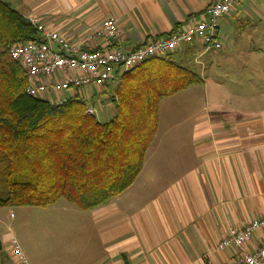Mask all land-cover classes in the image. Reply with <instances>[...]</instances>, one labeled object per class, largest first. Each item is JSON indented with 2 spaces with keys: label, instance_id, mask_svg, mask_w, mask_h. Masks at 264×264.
Returning <instances> with one entry per match:
<instances>
[{
  "label": "crops",
  "instance_id": "1",
  "mask_svg": "<svg viewBox=\"0 0 264 264\" xmlns=\"http://www.w3.org/2000/svg\"><path fill=\"white\" fill-rule=\"evenodd\" d=\"M3 1L82 50L103 47L104 39L95 34L103 20L112 18L121 33L120 48L133 51L180 28L187 18H199L218 0ZM237 4L217 20V39H229ZM207 52L195 40L175 58L185 66L191 58L199 64ZM91 87L103 93L104 86ZM89 89L76 95L84 99ZM67 93L58 97L75 95ZM229 98H222V107L206 102L188 128L169 127L175 142L153 148V140L134 182L103 206L77 212L60 200L35 207L47 214L64 212L67 221L48 225V250L38 246L44 255L27 264H231L229 249H215L221 238L229 228L264 219V111L241 112L227 106ZM182 133L188 135L186 143ZM263 239L264 229L256 231L246 250Z\"/></svg>",
  "mask_w": 264,
  "mask_h": 264
},
{
  "label": "trees",
  "instance_id": "2",
  "mask_svg": "<svg viewBox=\"0 0 264 264\" xmlns=\"http://www.w3.org/2000/svg\"><path fill=\"white\" fill-rule=\"evenodd\" d=\"M40 39L35 25L0 0V155L6 161L0 207L64 200L90 211L140 173L158 129L160 101L203 80L175 52L148 59L117 78L108 98L113 115L100 122L85 114L80 95L51 104L25 93V73L9 50Z\"/></svg>",
  "mask_w": 264,
  "mask_h": 264
},
{
  "label": "rangeland",
  "instance_id": "3",
  "mask_svg": "<svg viewBox=\"0 0 264 264\" xmlns=\"http://www.w3.org/2000/svg\"><path fill=\"white\" fill-rule=\"evenodd\" d=\"M233 18L230 24L234 29H230L229 39H218L220 50L211 48L200 58L199 64L192 58L186 64L201 76L203 82L160 101L159 130L153 148L159 142H175L173 131L168 132L169 127L188 128L193 115L201 112L208 101L222 107V98L229 95L231 98L225 103L233 109L251 114L264 111V0H239ZM259 32L262 37H259ZM115 86L116 81L109 83L105 94H97V90L90 86L88 96H84L86 106L93 105L95 118L100 122L113 115V106L107 103ZM63 94L68 95L67 92ZM39 98L54 101L56 96L43 93ZM101 104L105 106L101 108ZM187 139L188 135L182 133L181 142L186 143ZM5 162L0 155V198L6 194L2 172ZM60 202L59 205L79 212L74 205L64 200ZM64 221L67 218L61 211L47 214L29 206L0 207V264L18 263L11 240L15 241L25 260L29 261L30 258L38 263L44 255L39 253L41 250L37 249L38 246L45 252L52 241L48 225L62 224Z\"/></svg>",
  "mask_w": 264,
  "mask_h": 264
},
{
  "label": "built area",
  "instance_id": "4",
  "mask_svg": "<svg viewBox=\"0 0 264 264\" xmlns=\"http://www.w3.org/2000/svg\"><path fill=\"white\" fill-rule=\"evenodd\" d=\"M239 0H218L208 5L199 18L189 17L184 24L164 36L146 41L133 51L120 48L121 33L112 18L102 21L97 37L104 39L103 47L82 50L64 36L49 32L43 26L35 25L40 33L39 41L20 43L12 46L9 54L23 69L27 81L25 93L30 97L54 95L51 104H61L63 92L78 94L89 86L103 87L117 79L123 72L151 59L178 51L183 45L200 40L205 50L219 49L217 20L226 16ZM107 105H109L107 103ZM105 105L101 104L103 108ZM93 105L85 107V114L95 117ZM264 229V219H254L240 228H229L216 246L217 251L229 249L231 264H264V239L253 251L246 250V244L253 234ZM14 245L18 264H27L23 255Z\"/></svg>",
  "mask_w": 264,
  "mask_h": 264
},
{
  "label": "water",
  "instance_id": "5",
  "mask_svg": "<svg viewBox=\"0 0 264 264\" xmlns=\"http://www.w3.org/2000/svg\"><path fill=\"white\" fill-rule=\"evenodd\" d=\"M1 248V247H0Z\"/></svg>",
  "mask_w": 264,
  "mask_h": 264
}]
</instances>
